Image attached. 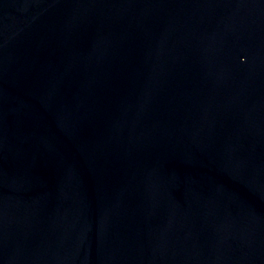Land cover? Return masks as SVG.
<instances>
[{"label":"water","instance_id":"water-1","mask_svg":"<svg viewBox=\"0 0 264 264\" xmlns=\"http://www.w3.org/2000/svg\"><path fill=\"white\" fill-rule=\"evenodd\" d=\"M0 264H264V0H0Z\"/></svg>","mask_w":264,"mask_h":264}]
</instances>
